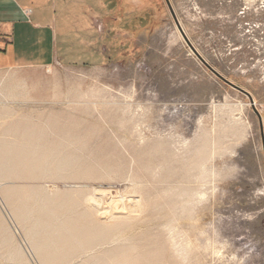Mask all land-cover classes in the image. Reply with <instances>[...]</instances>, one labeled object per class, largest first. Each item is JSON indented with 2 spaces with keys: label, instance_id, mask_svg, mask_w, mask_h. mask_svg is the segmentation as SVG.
<instances>
[{
  "label": "rangeland",
  "instance_id": "1",
  "mask_svg": "<svg viewBox=\"0 0 264 264\" xmlns=\"http://www.w3.org/2000/svg\"><path fill=\"white\" fill-rule=\"evenodd\" d=\"M44 1L58 47L92 57L0 73V212L30 264L43 263L4 192L26 208L49 199L37 215L61 221L53 264H264L248 97L190 50L165 0ZM169 2L197 52L250 93L264 137V0Z\"/></svg>",
  "mask_w": 264,
  "mask_h": 264
},
{
  "label": "crops",
  "instance_id": "2",
  "mask_svg": "<svg viewBox=\"0 0 264 264\" xmlns=\"http://www.w3.org/2000/svg\"><path fill=\"white\" fill-rule=\"evenodd\" d=\"M44 3V0H0V73L51 69L57 64L92 57L88 52L58 47L56 5L52 1L49 10L43 13Z\"/></svg>",
  "mask_w": 264,
  "mask_h": 264
},
{
  "label": "bare ground",
  "instance_id": "3",
  "mask_svg": "<svg viewBox=\"0 0 264 264\" xmlns=\"http://www.w3.org/2000/svg\"><path fill=\"white\" fill-rule=\"evenodd\" d=\"M6 175V171L0 166V181L4 180ZM4 197L41 262L43 264H53L48 247L54 246L55 242L61 239L62 229L59 226L61 221L56 216L49 221H41L37 215V211L41 205L45 206L48 204L49 199H40L34 206L26 208L16 203L8 192H4ZM129 201L130 198L127 203ZM0 221V245L4 248L5 257L9 263L30 264L24 250L17 243L13 233H11L3 219L1 212Z\"/></svg>",
  "mask_w": 264,
  "mask_h": 264
},
{
  "label": "water",
  "instance_id": "4",
  "mask_svg": "<svg viewBox=\"0 0 264 264\" xmlns=\"http://www.w3.org/2000/svg\"><path fill=\"white\" fill-rule=\"evenodd\" d=\"M166 5L169 9V12L175 22V25L178 29V31L180 32L182 38L184 39V41L186 42V44L188 45V47L190 48V50L196 55V57L206 66L207 69H209L216 77H218L220 80H222L224 83H226L227 85L231 86L232 88L240 91L241 93H243L244 95H246L248 97V99L250 100L251 104H252V109L255 112V114L258 117L259 120V127H260V132H261V138H262V145H263V152H264V137H263V128H262V122H261V117L260 114L258 113V111L255 108V104L253 101L252 96L250 95V93L248 91H246L245 89L239 87L238 85L234 84L233 82L229 81L226 77H224L222 74H220L219 72H217L198 52L197 50L193 47V45L191 44V42L189 41V39L187 38L185 32L183 31L180 23L178 22L176 15L172 9V6L169 2V0H165Z\"/></svg>",
  "mask_w": 264,
  "mask_h": 264
}]
</instances>
